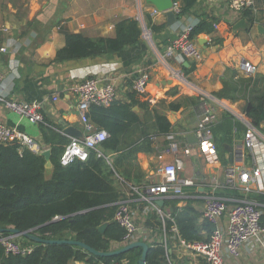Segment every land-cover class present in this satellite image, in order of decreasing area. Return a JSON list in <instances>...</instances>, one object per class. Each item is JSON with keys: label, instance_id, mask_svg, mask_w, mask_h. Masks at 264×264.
Masks as SVG:
<instances>
[{"label": "crops", "instance_id": "1", "mask_svg": "<svg viewBox=\"0 0 264 264\" xmlns=\"http://www.w3.org/2000/svg\"><path fill=\"white\" fill-rule=\"evenodd\" d=\"M182 4L183 0H173L175 20L168 25L165 13L144 0H0V48L6 49L0 50V97L8 101L37 103L45 125L69 139L70 136L63 133L68 126L76 128L81 136L85 132L75 107L76 96L70 91L85 78L112 82L116 88L114 101L131 104V110L140 121L127 139H138L132 140L135 143L131 166L126 173H115L111 177L113 187L125 195L133 213L138 227L135 240L145 241L148 245L154 240L164 243L170 264H192L196 257L178 242L177 232L170 230L171 236H168L163 231L160 235L148 224L155 212L163 224L164 218H171L173 206L169 200L175 199L177 208L190 204L200 213L198 221L202 222L207 196L221 197L232 205L245 201L241 198L250 191L264 195V173L249 190L236 187L237 192H229L226 196L224 190L227 189L222 186L228 166L250 171L264 165V128L254 127L244 118L247 98L263 90V81L242 82L248 78H264V0H253L250 7L253 22L242 16L244 10L233 12L228 0H196L189 11L179 15ZM126 18H135L140 26L141 23L145 25L146 29L135 45L111 56L55 60L57 50L65 45L66 34L113 37L115 24ZM203 19L206 20V31L193 37L202 53L199 61L164 56L167 44L178 33L189 26L195 27ZM241 19L247 26L234 29ZM244 61L256 69L244 73L240 69ZM144 72L149 76L146 91L136 93L131 90V83ZM226 83L234 89L225 98L217 97L214 93L223 89ZM53 95L57 96L56 100L52 99ZM207 107L214 110L215 123L224 116H233L234 122H238L232 130V143H225L231 147V156L225 147L224 151L216 148V164L210 161L212 151L207 142L189 143L186 137L195 132ZM155 113L167 117L171 123L170 132L161 135L154 132ZM40 122H30L0 101V124L26 133L43 151L49 148L42 142ZM247 124L254 128L258 140L252 150L244 145L243 126L247 128ZM143 131H146L145 135H142ZM172 143L176 144V150L170 149ZM188 147L191 152L184 153ZM175 157L183 160V169L178 173L180 183L191 179L193 184L182 185L181 193L176 196L146 194L147 188L161 181L162 166ZM107 158L111 163L112 153L108 152ZM160 198L163 205L158 207L155 200ZM252 202L260 206L264 226V201ZM218 225L226 228V216L220 218ZM122 245L112 242L113 249ZM223 262L264 264V235L243 245L238 257L225 253Z\"/></svg>", "mask_w": 264, "mask_h": 264}, {"label": "trees", "instance_id": "2", "mask_svg": "<svg viewBox=\"0 0 264 264\" xmlns=\"http://www.w3.org/2000/svg\"><path fill=\"white\" fill-rule=\"evenodd\" d=\"M195 1L183 0L179 15L189 11ZM251 11V8H246L242 16L253 22ZM147 22L151 24L149 20ZM205 24L206 20H201L191 29L190 36L193 38L206 31ZM141 32L137 19L126 18L115 24L113 37H86L79 33H68L65 45L56 52L55 60L111 56L138 43ZM259 80L263 81V90L250 94L244 108V118L257 128L264 122V78L242 80L247 84ZM233 89L234 86L226 83L223 89L214 94L225 98ZM88 116L99 129L107 132V136L96 149L88 150L84 160L76 159L67 165L60 164V156L70 139L60 131L46 126L43 120L39 123L42 142L50 150L51 171L45 167L46 161L40 153L20 146L17 141L0 145L1 228L30 230L32 234L44 239H74L102 252L112 250V242L122 243L124 231L113 221V214L117 203L126 197L113 187L111 177L115 173H126L131 166L135 143L132 140L138 138H127L133 134V128L140 120L131 110V104L115 101L108 106L92 105ZM152 125L158 135L171 130V123L162 114H154ZM235 126H238V122H234L233 116H224L212 124L217 149L224 151V144L232 143V130ZM246 129L243 126L245 132ZM145 134L146 131H143L142 135ZM108 152L112 153L111 163L107 158ZM225 189L226 196L238 190ZM241 199L264 201V195L250 191ZM175 202V199L168 201L173 211L170 213L171 218H164V224L156 212L150 216L148 224L152 229L157 234L161 235L164 231L171 236L170 230L175 225L178 236L186 243L209 241L212 224L205 219L199 222L200 213L190 204L177 208ZM102 224L105 227L101 232L98 227ZM8 236V231L0 232V238ZM14 239L30 246L31 251L25 255L6 254L0 244V264H70L74 261L84 264H137L141 254V248H134L113 256H97L68 243L41 244L31 240L26 243L24 237ZM168 255L164 243L154 240L149 245L146 264H170Z\"/></svg>", "mask_w": 264, "mask_h": 264}, {"label": "built area", "instance_id": "3", "mask_svg": "<svg viewBox=\"0 0 264 264\" xmlns=\"http://www.w3.org/2000/svg\"><path fill=\"white\" fill-rule=\"evenodd\" d=\"M253 5V0H228V6L233 12H242ZM155 11V10H154ZM193 27L189 26L177 34L167 44L165 57L184 60L199 61L202 53L190 36ZM6 51L5 47L0 48ZM240 69L244 73H252L256 67L246 61L240 64ZM147 72L141 73L131 83V90L136 93H145L148 84ZM70 91L76 96L75 107L79 113L80 120L84 126V134L81 137H70L69 143L65 146L61 156L60 164L67 165L76 159L84 160L88 155L89 149H96L102 142L107 133L104 129H97L88 116L92 105L108 106L116 98V88L108 80L98 78H85L80 83L73 85ZM53 100L57 96H52ZM3 104L17 112L20 116L27 118L30 122L36 123L43 120L38 111L39 105L35 102L8 101L0 97ZM215 122V112L207 107L200 116L195 135L198 142H207L212 154L209 156L213 164L218 162L215 153L216 145L213 140L212 124ZM17 141L20 146L27 147L34 152H39L38 144L26 133L12 127L0 124V145L9 141ZM244 145L252 150L258 145V140L254 128L247 124L244 135ZM170 149L176 150L175 143L170 145ZM191 148H186L184 153H190ZM183 169V160L175 157L172 162L166 163L161 168V181L145 190L146 194L153 196H176L181 193V187L192 185L191 179L179 180L178 173ZM264 173V165L255 166L250 171L240 170L238 167L230 165L225 170L222 186L225 188L242 187L249 190L251 184L255 183ZM149 199V198H148ZM155 199V197L153 198ZM150 200V199H149ZM203 218L212 224L213 231L210 240L207 242L186 243L181 238L178 242L189 249L196 261L192 264H224V254L235 258L240 254L243 245L251 243L264 235V226L261 224L262 211L251 201H238L229 205L226 200L217 196H207L204 198ZM226 216L227 225L225 229L219 227V220ZM113 221L123 229L122 243L127 244L135 240L138 227L134 222L133 213L129 204L122 200L117 203L113 214ZM171 230L177 232L175 225ZM177 234V233H176ZM0 244L6 254L25 255L31 251V247L16 241L14 237L8 236L0 238Z\"/></svg>", "mask_w": 264, "mask_h": 264}, {"label": "water", "instance_id": "4", "mask_svg": "<svg viewBox=\"0 0 264 264\" xmlns=\"http://www.w3.org/2000/svg\"><path fill=\"white\" fill-rule=\"evenodd\" d=\"M144 2L148 5L153 6L156 10L164 12L165 15L167 16V23L168 25H170L174 20H175V11H174V6H173V0H144ZM247 26V23L245 22V20L241 19L239 20L235 25H234V29H239V28H245ZM145 25L141 23V30H145ZM261 127L264 128V125L261 124ZM63 133H65L66 135L70 136V137H80L81 133L74 127L72 126H68L66 128L63 129ZM188 142L189 143H196L198 142V139L195 135L194 132L188 133L186 135ZM225 149L229 152L230 156H231V147L227 144L224 145ZM40 155H42L46 161L45 167L51 168V162H50V150L46 149L40 152ZM155 204L158 207H161L163 205V199H156L155 200ZM105 227V224H102L98 227L99 231H103ZM3 231H8L10 233V236L12 237H24L28 240H31L33 242L36 243H41V244H50V243H57V244H61V243H68V244H72V245H76L79 246L85 250H87L88 252H90L93 255H97V256H113V255H117V254H121V253H125L131 249L134 248H141V254L137 260V264H146V254L149 248V245L147 244V242L142 241V240H134L131 241L127 244L122 245L119 248L116 249H112L106 252H102V251H98L95 250L93 248H91L90 246H88L87 244H85L84 242L78 241V240H74V239H54V238H48V239H44V238H40L39 236L32 234L30 230L27 231H20L16 228H1L0 227V232Z\"/></svg>", "mask_w": 264, "mask_h": 264}, {"label": "rangeland", "instance_id": "5", "mask_svg": "<svg viewBox=\"0 0 264 264\" xmlns=\"http://www.w3.org/2000/svg\"><path fill=\"white\" fill-rule=\"evenodd\" d=\"M14 238H15V237H14ZM16 238L23 239V237H16ZM23 240H25V241H26V243L29 241L28 239H25V238H24ZM25 241H24V242H25ZM72 263H73V262H71L70 264H72Z\"/></svg>", "mask_w": 264, "mask_h": 264}]
</instances>
